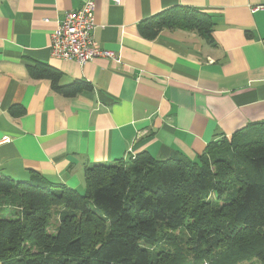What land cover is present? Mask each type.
<instances>
[{
	"label": "crops",
	"instance_id": "1",
	"mask_svg": "<svg viewBox=\"0 0 264 264\" xmlns=\"http://www.w3.org/2000/svg\"><path fill=\"white\" fill-rule=\"evenodd\" d=\"M85 1L0 0V177L83 192L95 164L142 153L195 160L210 143L264 124V0H95L94 39L122 64L56 59L51 34ZM177 7L210 15L212 40L140 34L143 21ZM35 62L61 72V85L91 88L57 94L31 79Z\"/></svg>",
	"mask_w": 264,
	"mask_h": 264
},
{
	"label": "trees",
	"instance_id": "2",
	"mask_svg": "<svg viewBox=\"0 0 264 264\" xmlns=\"http://www.w3.org/2000/svg\"><path fill=\"white\" fill-rule=\"evenodd\" d=\"M164 30L196 31L212 40L213 21L177 7L139 25L149 40ZM27 68L31 79L50 81L65 97L91 88L84 81L61 85L62 73L45 63ZM85 182L83 193L0 177V263L200 264L203 256L192 261L169 251L153 261L163 229L187 228L198 244L218 252L211 264H264V124L210 143L195 160L159 161L142 153L95 164L86 168Z\"/></svg>",
	"mask_w": 264,
	"mask_h": 264
},
{
	"label": "built area",
	"instance_id": "3",
	"mask_svg": "<svg viewBox=\"0 0 264 264\" xmlns=\"http://www.w3.org/2000/svg\"><path fill=\"white\" fill-rule=\"evenodd\" d=\"M95 11V0H86L80 10L65 14L51 34L49 47L53 57L81 65L98 58L122 64L117 53L102 48L94 39L93 32L97 27Z\"/></svg>",
	"mask_w": 264,
	"mask_h": 264
},
{
	"label": "rangeland",
	"instance_id": "4",
	"mask_svg": "<svg viewBox=\"0 0 264 264\" xmlns=\"http://www.w3.org/2000/svg\"><path fill=\"white\" fill-rule=\"evenodd\" d=\"M86 191H83L85 193ZM58 219L52 222V226L49 229V232L56 234L59 224L57 223ZM161 238L159 244H156L152 247V258L154 262H157L159 254L161 251H169L172 256L176 255L179 257L189 256L192 261L197 259L199 256H203L205 260L203 264H211L210 260H214L218 257V252L208 251L206 244H198L196 242L195 235L190 233L187 228H181L177 230L163 229L161 232ZM190 249L196 250V255L189 252ZM189 253V255H187ZM210 258V259H207ZM200 263V264H202Z\"/></svg>",
	"mask_w": 264,
	"mask_h": 264
}]
</instances>
